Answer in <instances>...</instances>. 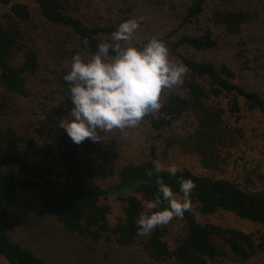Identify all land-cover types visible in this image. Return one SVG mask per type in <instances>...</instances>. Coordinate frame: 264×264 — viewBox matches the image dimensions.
<instances>
[{
    "label": "trees",
    "instance_id": "1",
    "mask_svg": "<svg viewBox=\"0 0 264 264\" xmlns=\"http://www.w3.org/2000/svg\"><path fill=\"white\" fill-rule=\"evenodd\" d=\"M26 1L35 3L49 28ZM0 5L7 7L0 15L1 258L46 264L12 237L23 223L14 215L15 204L29 192L66 232L118 249L140 245L153 263H245L264 256V230L202 222L197 214L229 212L264 227V160L255 155L264 149V95L243 82L264 78V54L251 55L244 37L246 30L264 26V0H0ZM130 18L140 20L139 28L160 27L155 37L167 43L171 60L187 69L183 84L162 95L160 110L143 119L140 153L134 157L125 147L130 140L113 130L101 133V142L77 145L59 128L71 109L62 77L73 55L90 58ZM222 43L232 45L230 53L206 56ZM235 43L246 47L235 49ZM253 118L257 121L249 126ZM55 145L58 168L48 161ZM172 155L191 157L201 170L181 166L170 176L165 163ZM157 160L166 166L160 172ZM52 176L58 184L47 188ZM158 178L180 196L179 178L193 180L195 207L140 235L136 220L151 213L147 204L157 195ZM111 196L123 210L114 225ZM177 225L182 233L171 243Z\"/></svg>",
    "mask_w": 264,
    "mask_h": 264
},
{
    "label": "clouds",
    "instance_id": "2",
    "mask_svg": "<svg viewBox=\"0 0 264 264\" xmlns=\"http://www.w3.org/2000/svg\"><path fill=\"white\" fill-rule=\"evenodd\" d=\"M139 24L136 18L119 23L111 41L100 42L90 58L73 55L70 70L62 77L71 109L59 123L73 143L101 142V133L136 127L160 110L164 89L183 84L187 69L171 60L163 39L154 36L143 43L132 42ZM154 164L157 172L163 170L160 161ZM167 172L175 177L178 167L171 165ZM194 187L193 180L179 178L180 199L158 178L157 195L147 204L151 213H141L136 220L138 234L182 217L190 207Z\"/></svg>",
    "mask_w": 264,
    "mask_h": 264
},
{
    "label": "rangeland",
    "instance_id": "3",
    "mask_svg": "<svg viewBox=\"0 0 264 264\" xmlns=\"http://www.w3.org/2000/svg\"><path fill=\"white\" fill-rule=\"evenodd\" d=\"M26 2L31 5L35 19L42 25V27L49 28L50 24H45L37 14L38 12L35 3L32 1ZM69 9L78 11L76 7H70ZM5 11H7V7L0 5V15ZM155 27L156 26L152 23L147 25V27L138 28L134 37H154L162 32L160 27ZM244 37L248 41L246 46L251 55L254 53L264 54V26L246 30ZM237 46L240 48L246 47L245 45L240 46L235 43L234 48L236 49ZM231 47V44L222 43L219 49L206 56L212 58L217 55L220 57L225 56L226 53H230L229 49ZM243 82L245 85L260 91L264 95V78H260L259 76L247 77ZM170 89H164L162 95L167 93ZM255 121H257V119L253 118L249 126ZM142 129L143 120L136 127L124 130H113L118 138L125 140L127 137V139L130 140V143L125 144V147L131 157L137 156L140 153L138 149V137L142 132ZM50 155L51 157L48 158L49 163L56 164V168H58V146H54ZM255 155L259 158L263 157L262 159L264 160V149L258 151ZM34 157L35 159H40L39 156L34 155ZM165 164L169 166L176 165L177 167H192L196 171L201 170L200 167L195 165V161L188 156L182 157L172 155L171 160L167 161ZM55 184H58V178L56 176H52L49 181L45 182L47 188H51ZM177 197L180 199L183 198V196L180 195H177ZM107 202L112 205V212L109 216V220L111 224L114 225L118 221V218L123 216L122 204L116 199V196H111ZM190 206L192 208L195 207L194 204H190ZM197 214L199 220L202 222H216L224 226L240 228L249 232H256L260 229L264 230V227L249 220L240 219L229 212H218L216 214L205 216L197 211ZM14 215L16 217H22L23 223L16 231L12 232V237L24 246L31 247L38 255L44 258L46 264H176L172 261H166L163 263H153L148 261L140 245H135L128 249H118V247L109 242L101 241L98 243H92L89 240L79 238L66 232L55 217L42 209L36 194L33 192L22 194L15 204ZM181 233V225L172 227L169 236L170 242L173 243L174 239ZM0 264L9 263L0 257ZM220 264H264V256L260 255L245 263L223 261Z\"/></svg>",
    "mask_w": 264,
    "mask_h": 264
}]
</instances>
